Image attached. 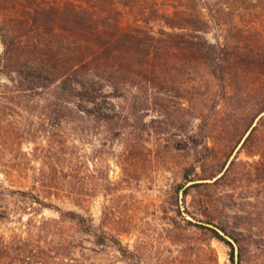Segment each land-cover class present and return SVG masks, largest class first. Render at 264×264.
<instances>
[{"label":"rangeland","instance_id":"rangeland-1","mask_svg":"<svg viewBox=\"0 0 264 264\" xmlns=\"http://www.w3.org/2000/svg\"><path fill=\"white\" fill-rule=\"evenodd\" d=\"M89 1L0 0V23L30 21L13 31L26 43H38L41 4L105 16L114 2L113 16L150 20L158 35L123 45L138 61L132 72L91 68L104 88L96 101L66 78L34 89L14 68L1 74L0 264H264V148L257 137L244 145L264 115V67L249 64L264 59V0ZM162 13L184 28L160 24ZM55 28L87 55L111 38L99 39L96 23ZM163 29L200 33L221 58L186 55Z\"/></svg>","mask_w":264,"mask_h":264},{"label":"trees","instance_id":"trees-1","mask_svg":"<svg viewBox=\"0 0 264 264\" xmlns=\"http://www.w3.org/2000/svg\"><path fill=\"white\" fill-rule=\"evenodd\" d=\"M89 2H96L95 4H99L104 3L105 0H90ZM123 4L126 6L130 5L128 1H124ZM111 5L112 8L109 15L97 16L90 12V9L82 5L76 6L75 3L67 5L65 10H62V8L56 4H41L35 8L33 18L34 22L42 28V31L38 34V38H36L38 43L36 41L26 43L28 41L19 40V37H16L13 33L16 27L20 28L27 26L30 22L29 20L18 19L17 17L13 19L11 17L7 18L5 22L0 23V35L4 45V51L0 52V76L7 69L14 68L16 69L15 71H18L25 77V81L29 84V87L34 89L38 87H48L49 84L57 78H66L70 81V87H74L75 85L81 87L80 91L76 90L78 96L89 101L98 100L100 96L99 90L104 88H101V81H96L92 77L94 74H91L93 70L91 68L97 70L105 69V71H109L110 73H113V75L122 70L132 72L135 62L138 61L134 58L132 49H125L123 45H125L126 42L137 44L141 43L142 40H155L158 38V35L154 34V30L151 27L152 21L147 19L137 20L133 24L125 25L119 19V16H113V12H115L117 8L114 2H111ZM143 15L147 16L146 13H143ZM210 16L211 20L216 19V15L213 11H211ZM197 18L200 22L209 24L208 21L201 19L199 15ZM62 20L71 24L72 27L75 25L78 27H87L96 23V32L100 35L98 38L105 39V37L102 36L104 31L106 34H109L110 32L111 38L105 39L106 41L102 40V42L106 43H96V47L92 50L90 49L91 51L89 55H87L78 42H74L70 46L65 45L63 41L65 39L64 35L55 28V25L59 24ZM158 22L169 28H184L178 21V14L176 13H162ZM161 35L177 37L180 39L182 45H184L181 49L186 55L188 51H191L194 55L205 52L214 55V60H219L221 58L220 51L217 49L221 47V45L219 46L220 43L214 44L200 33L193 31L173 32L168 29H163ZM96 42H100V40H96ZM119 45L120 47H118ZM31 51H37L40 56L32 57L30 54ZM250 55L252 54L250 53ZM137 64L138 63H136V67L144 66L141 63L140 65ZM249 64H254L255 66L262 65L264 67L263 56L258 54L257 59L249 62ZM137 72H139V74H141L146 80L150 79V71L138 69ZM94 76L101 75H98L97 73ZM107 78H111V80L108 79L107 81L111 82V86L113 87L120 82L119 79L110 76ZM262 113H264V107L263 110H261L260 115ZM257 117H259V115ZM263 121L264 115L260 117L257 125L254 126V122H252L248 126L246 133L250 129L251 130L244 145L254 141L257 137L260 139V143L264 148V123L261 125ZM261 150L264 151V149ZM234 164L235 161H232L231 165ZM217 172L218 174L206 178L190 179L187 177L186 181L188 183L194 182L195 180H213L221 175L223 170H218ZM226 173L223 174V176H225ZM197 184L198 183H193L190 187ZM66 215L70 220L76 222V224L82 228L83 232H92L83 215L75 212L66 213ZM234 259L235 258L233 257V260Z\"/></svg>","mask_w":264,"mask_h":264}]
</instances>
